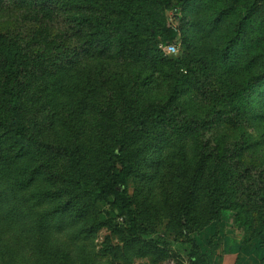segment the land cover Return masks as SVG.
<instances>
[{
    "label": "trees",
    "instance_id": "1",
    "mask_svg": "<svg viewBox=\"0 0 264 264\" xmlns=\"http://www.w3.org/2000/svg\"><path fill=\"white\" fill-rule=\"evenodd\" d=\"M187 3L51 0L44 5L33 0L24 10L27 25L20 26L23 31L0 34V264H95L89 224L90 212L92 217L100 215L90 207L96 202L107 203L109 212L104 217L115 221L113 226L119 227L129 243L147 240L152 247L159 242L169 245L164 239L150 237L128 194L143 143L150 138L159 146L157 185L166 162L179 161L191 174L190 189L198 178L204 182L206 224L217 222L222 210L233 212L234 227L243 230L244 243H259L263 252L260 264H264V168L250 163L246 152L251 145H245L241 136L235 142H230L229 135L205 136L210 130L204 131L203 125L210 115L203 123L181 117V113L174 115L169 111L172 98L162 105H149L153 112L145 116L128 113L115 120L108 112L105 123L127 124L129 129L80 128V123L89 120L91 107L84 103L90 83L73 62L77 37L87 34L88 40H107L110 35L118 57L140 56L142 62L154 64L163 59L154 46L156 40L168 43L177 38L166 24V12L172 10L171 18L181 26ZM262 6L264 0L243 5V17L232 23L224 37L223 66L232 68L250 60L256 69L264 63V57L253 51L264 40V13L258 15ZM254 11L257 16L251 24ZM256 30L257 35L253 34ZM181 61L186 69L175 80V90L190 78L187 60ZM261 80L264 65L236 93L215 94L209 100L229 103L232 110L223 115L232 122L246 115L249 108L242 95ZM209 91L197 90L201 97ZM82 94L85 96L80 97ZM262 94L259 112L264 122ZM128 108L133 109L132 105ZM67 113L65 121L61 115ZM152 126L163 132L150 134ZM193 196L191 190L182 205L185 226ZM186 245L189 264H211L194 241L187 238ZM213 251L211 244L210 253Z\"/></svg>",
    "mask_w": 264,
    "mask_h": 264
},
{
    "label": "rangeland",
    "instance_id": "2",
    "mask_svg": "<svg viewBox=\"0 0 264 264\" xmlns=\"http://www.w3.org/2000/svg\"><path fill=\"white\" fill-rule=\"evenodd\" d=\"M32 1L0 0V34L13 30L15 33L23 31L20 26L27 25L24 10ZM39 2L48 5L51 0ZM253 2L254 0H188L181 14V26L171 18L172 10L167 11L166 24L176 31L177 38L168 43L156 40L158 42L154 46L162 52L163 59L154 64L142 62L140 56L126 60L121 55L118 57L116 48L112 46L115 39H111L110 35L107 40H88L89 35H79L73 43L76 48L73 62L78 65L86 82L90 83V89L86 90L89 91V98H85L84 103L91 107L89 120L80 123V128L91 131L129 129L127 124L120 123L118 126L105 123L108 121V112L114 114L115 120L128 113L145 116L153 112L149 105H162L172 98L169 107L172 114L181 113V117L201 123L206 122L207 115H210L208 123L203 125L204 131L208 128L210 130L205 136L229 135L230 142L240 140L241 136L245 145H251L246 152L250 163L264 168V122L260 121L263 114L260 113L259 105V97L264 93V80L256 82L253 88L246 89L242 99L247 100L249 110L245 116L233 118L232 122L223 115L232 110L229 103L217 104L215 98L209 100L215 94L236 93L235 89L243 86L247 77L263 69V62L255 69L250 60L239 65L237 63L232 68L221 63L226 44L225 35L232 28V23L243 17V5L249 3L250 6ZM261 13H264V6L258 15ZM256 16L254 11L249 21L251 24ZM247 26L249 29V24ZM257 33L258 30L253 32L255 35ZM31 37L35 39L34 36ZM169 46H173L174 52H165L164 49ZM253 51L257 56L264 57V40L260 41V47L253 46ZM245 56L240 55V58ZM182 58L187 60L191 69L190 78L181 82L175 90V80L186 69L182 65ZM87 87H82V90ZM198 87L210 91L201 97L197 92ZM81 105L82 103L78 106ZM131 105L133 109L128 108ZM79 113L78 110L77 117ZM68 114L70 113L64 117L61 115V118L66 121ZM148 130L152 132L150 134L163 132L156 126L149 127ZM150 139L143 143L139 166L128 182V194L135 215L140 218L150 237L164 239L169 245L159 242L156 247H152L147 240L129 243L119 227L113 226L115 221L104 217L103 214L109 212L107 203H92L90 207L100 213L92 217L90 212L89 231L95 264H189L186 258L187 238L198 245L203 255L209 256L211 264H260L263 252L259 243L255 240L243 242V230L234 227L233 212L222 210L217 222L210 221L206 224L205 185L198 178L195 188L190 189L192 177L187 167L179 161L166 162L162 168L165 173L157 185L156 152L159 146L153 138ZM191 190L194 196L189 208L191 217L187 220L186 227L181 216L182 212L185 214L182 205L190 196ZM211 244L214 247L212 254Z\"/></svg>",
    "mask_w": 264,
    "mask_h": 264
},
{
    "label": "built area",
    "instance_id": "3",
    "mask_svg": "<svg viewBox=\"0 0 264 264\" xmlns=\"http://www.w3.org/2000/svg\"><path fill=\"white\" fill-rule=\"evenodd\" d=\"M164 50H165L166 53L174 52L173 46L166 47Z\"/></svg>",
    "mask_w": 264,
    "mask_h": 264
}]
</instances>
